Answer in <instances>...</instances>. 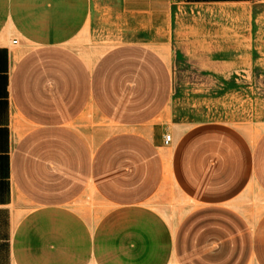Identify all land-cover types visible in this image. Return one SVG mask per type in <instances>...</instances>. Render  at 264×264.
I'll list each match as a JSON object with an SVG mask.
<instances>
[{
    "label": "crops",
    "instance_id": "crops-1",
    "mask_svg": "<svg viewBox=\"0 0 264 264\" xmlns=\"http://www.w3.org/2000/svg\"><path fill=\"white\" fill-rule=\"evenodd\" d=\"M92 14L93 0H0V264H264V130L150 136L170 66L139 42L87 61L72 42ZM160 190L187 202L178 221ZM253 190L250 217L238 201Z\"/></svg>",
    "mask_w": 264,
    "mask_h": 264
},
{
    "label": "rangeland",
    "instance_id": "rangeland-1",
    "mask_svg": "<svg viewBox=\"0 0 264 264\" xmlns=\"http://www.w3.org/2000/svg\"><path fill=\"white\" fill-rule=\"evenodd\" d=\"M126 42L153 47L172 72L169 103L145 127L150 136L170 134L174 142L175 134L208 121L231 124L253 140L264 130V0H93L91 19L72 46L94 62ZM83 121L100 125L94 113ZM83 129L88 134L90 127ZM238 202L250 217L263 209L254 190ZM153 203L175 222L189 207L176 190H160ZM84 205L96 204L90 197ZM19 208L24 211V204Z\"/></svg>",
    "mask_w": 264,
    "mask_h": 264
},
{
    "label": "built area",
    "instance_id": "built-area-1",
    "mask_svg": "<svg viewBox=\"0 0 264 264\" xmlns=\"http://www.w3.org/2000/svg\"><path fill=\"white\" fill-rule=\"evenodd\" d=\"M163 141H164V144H165V145H168V144L170 143V141H171V135H170V134H166V135L164 136Z\"/></svg>",
    "mask_w": 264,
    "mask_h": 264
}]
</instances>
